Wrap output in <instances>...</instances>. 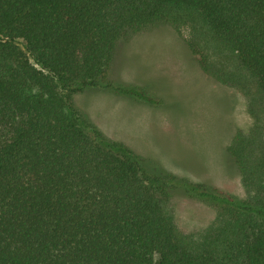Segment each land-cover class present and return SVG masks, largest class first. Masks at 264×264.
<instances>
[{
	"label": "trees",
	"instance_id": "16d2710c",
	"mask_svg": "<svg viewBox=\"0 0 264 264\" xmlns=\"http://www.w3.org/2000/svg\"><path fill=\"white\" fill-rule=\"evenodd\" d=\"M158 24L206 29L248 83L205 71L256 89L227 148L246 198L152 170L73 101L100 87L158 103L114 77L119 41ZM176 195L216 206L200 237L176 226ZM0 264H264V0H0Z\"/></svg>",
	"mask_w": 264,
	"mask_h": 264
},
{
	"label": "rangeland",
	"instance_id": "374dc122",
	"mask_svg": "<svg viewBox=\"0 0 264 264\" xmlns=\"http://www.w3.org/2000/svg\"><path fill=\"white\" fill-rule=\"evenodd\" d=\"M204 59L248 83L236 56L206 29L158 24L122 38L114 64L115 84L143 88L158 103L100 87L76 93L73 101L106 138L143 156L152 170L246 198L227 148L238 130L249 131L253 124L247 91L256 89L218 80L205 71ZM168 204L179 230L195 238L218 215L215 205L187 195Z\"/></svg>",
	"mask_w": 264,
	"mask_h": 264
}]
</instances>
